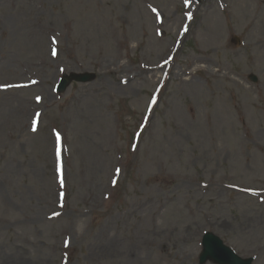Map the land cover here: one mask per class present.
I'll list each match as a JSON object with an SVG mask.
<instances>
[{
    "label": "rangeland",
    "instance_id": "obj_1",
    "mask_svg": "<svg viewBox=\"0 0 264 264\" xmlns=\"http://www.w3.org/2000/svg\"><path fill=\"white\" fill-rule=\"evenodd\" d=\"M198 4L0 0V264H264V0Z\"/></svg>",
    "mask_w": 264,
    "mask_h": 264
},
{
    "label": "water",
    "instance_id": "obj_2",
    "mask_svg": "<svg viewBox=\"0 0 264 264\" xmlns=\"http://www.w3.org/2000/svg\"><path fill=\"white\" fill-rule=\"evenodd\" d=\"M96 79L94 74H72L66 77L61 85L60 91L64 92L69 88V85L73 82L90 83ZM254 82L257 81V77L252 79ZM203 245H205V250L201 255V263L205 264L209 259L217 264H250L251 261H240V259L226 247L220 238L215 237L213 234H208L204 239Z\"/></svg>",
    "mask_w": 264,
    "mask_h": 264
},
{
    "label": "bare ground",
    "instance_id": "obj_3",
    "mask_svg": "<svg viewBox=\"0 0 264 264\" xmlns=\"http://www.w3.org/2000/svg\"><path fill=\"white\" fill-rule=\"evenodd\" d=\"M198 5H199V7H198V9H197V11H199V8L202 6V0H198ZM213 10L214 11H216L214 8H213ZM197 11H195L196 13H197ZM216 15V14H215ZM213 16H211V15H209V17H208V19H207V22H208V20L210 19V18H212ZM224 24H227V29H221L219 26H218V24L217 23H215V25L214 24H211L212 26H211V34L213 35V37L214 38H216L217 40L216 41H223L224 40V38L226 37V33H227V31H228V33L230 32V30H231V26L228 24V23H226V21L224 22ZM9 27H11L12 28V31H11V33H10V36L12 37L15 33H14V31H15V27L12 25V22L11 23H9ZM51 36L53 37L54 36V33H52L51 34ZM53 41V40H52ZM52 48H53V50H56V44H53L52 45ZM103 62V61H102ZM105 63V62H104ZM103 63V64H104ZM103 67H105L104 68V70H107L108 69V65H107V63L103 66ZM120 70V68H113L111 71H109V72H113L114 70ZM141 73L142 74H144V72H142L141 71ZM157 73H159L157 70H156V73L155 74H157ZM154 74V73H153ZM187 74V73H186ZM189 75H190V73H189ZM122 88V87H121ZM123 90L125 89V87L124 88H122ZM47 97L48 96H50V92H48L47 93V95H46ZM22 112H24V110H22ZM169 253H171V250H169Z\"/></svg>",
    "mask_w": 264,
    "mask_h": 264
},
{
    "label": "snow or ice",
    "instance_id": "obj_4",
    "mask_svg": "<svg viewBox=\"0 0 264 264\" xmlns=\"http://www.w3.org/2000/svg\"><path fill=\"white\" fill-rule=\"evenodd\" d=\"M54 54H55V53H54ZM17 86H18V85H17ZM5 87H10V86H5ZM36 99H37V102H40V100H41L40 97H37ZM37 115H39V114H37ZM58 139H59V136H58ZM61 184H63V180H61Z\"/></svg>",
    "mask_w": 264,
    "mask_h": 264
}]
</instances>
